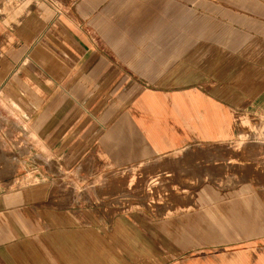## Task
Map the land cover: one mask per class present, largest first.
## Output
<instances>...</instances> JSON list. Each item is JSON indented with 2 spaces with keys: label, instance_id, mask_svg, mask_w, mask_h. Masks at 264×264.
I'll return each mask as SVG.
<instances>
[{
  "label": "crops",
  "instance_id": "obj_1",
  "mask_svg": "<svg viewBox=\"0 0 264 264\" xmlns=\"http://www.w3.org/2000/svg\"><path fill=\"white\" fill-rule=\"evenodd\" d=\"M255 128L264 0H0V264H264V155L163 216L92 184Z\"/></svg>",
  "mask_w": 264,
  "mask_h": 264
},
{
  "label": "rangeland",
  "instance_id": "obj_2",
  "mask_svg": "<svg viewBox=\"0 0 264 264\" xmlns=\"http://www.w3.org/2000/svg\"><path fill=\"white\" fill-rule=\"evenodd\" d=\"M240 123L242 126L247 121L244 119ZM253 130L255 131H241L237 139L239 142L234 144L193 143L166 157L153 158L119 172L107 173V180L96 179L92 184L100 187L107 182V189L112 195L118 198L120 194L123 207L126 202L133 203L140 209H154L153 213L158 212L160 216L167 214L168 209L174 205L204 204L210 197L198 195L200 185L216 184L217 181L220 184L223 181L229 183L233 169L247 171L249 151L257 157L264 155L263 148L248 147V141L264 139L262 132L256 128ZM252 166L258 169L263 165ZM158 206L160 211H156ZM196 246L180 244L177 248L186 256L218 250L214 245L201 249L198 246L195 249ZM119 248L120 245L113 244L114 252L121 251ZM118 261L116 264H119Z\"/></svg>",
  "mask_w": 264,
  "mask_h": 264
}]
</instances>
